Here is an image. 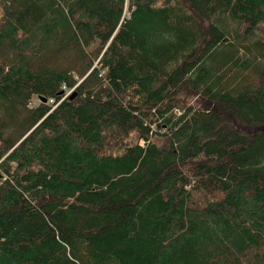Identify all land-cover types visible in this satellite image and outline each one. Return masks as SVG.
<instances>
[{"label":"trees","instance_id":"trees-1","mask_svg":"<svg viewBox=\"0 0 264 264\" xmlns=\"http://www.w3.org/2000/svg\"><path fill=\"white\" fill-rule=\"evenodd\" d=\"M0 264H264V0H0Z\"/></svg>","mask_w":264,"mask_h":264},{"label":"built area","instance_id":"built-area-1","mask_svg":"<svg viewBox=\"0 0 264 264\" xmlns=\"http://www.w3.org/2000/svg\"><path fill=\"white\" fill-rule=\"evenodd\" d=\"M62 90H63L64 94L61 97V100H63L64 98H66L71 93V91H72V90H66L65 87H63ZM48 102H49L48 104H51V105L53 104V100H49Z\"/></svg>","mask_w":264,"mask_h":264},{"label":"rangeland","instance_id":"rangeland-1","mask_svg":"<svg viewBox=\"0 0 264 264\" xmlns=\"http://www.w3.org/2000/svg\"><path fill=\"white\" fill-rule=\"evenodd\" d=\"M70 95V94H69ZM37 101H33L32 104H36ZM197 103V101L194 102V104Z\"/></svg>","mask_w":264,"mask_h":264},{"label":"water","instance_id":"water-1","mask_svg":"<svg viewBox=\"0 0 264 264\" xmlns=\"http://www.w3.org/2000/svg\"><path fill=\"white\" fill-rule=\"evenodd\" d=\"M63 93H62V91L59 93V95H62ZM74 96H71V98L70 99H72ZM43 101H45V100H43Z\"/></svg>","mask_w":264,"mask_h":264}]
</instances>
